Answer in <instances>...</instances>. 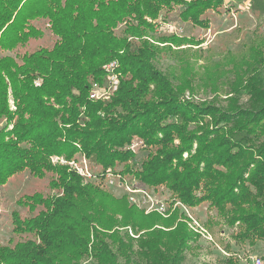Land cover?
I'll return each instance as SVG.
<instances>
[{
  "label": "trees",
  "instance_id": "1",
  "mask_svg": "<svg viewBox=\"0 0 264 264\" xmlns=\"http://www.w3.org/2000/svg\"><path fill=\"white\" fill-rule=\"evenodd\" d=\"M221 3L0 0V189L24 172L37 179L50 175V194L34 192L17 200L30 213L41 209L24 218L12 213L18 239L0 245V264H74L87 256L90 223L106 230L116 224L117 213L133 219V227L150 230L144 255L155 264L181 259L190 236L184 224H175V215L142 216L124 199L114 201L96 186L82 184L76 173L51 165L53 155L70 160L80 153L102 172L120 166L119 172L131 173L141 188L167 183L188 206L201 201L193 190L204 181V200L228 214L231 225H244L243 238L264 240V141L256 135L264 133V81L257 84L251 77L245 86L249 98L225 112L181 100L155 65L157 42H179L154 31L163 8L180 6L176 18L201 24L203 12ZM250 3L264 12L263 0ZM46 34L50 44L28 49ZM110 61L117 63V89L108 101L91 99V86L103 82V66ZM251 61L261 64V53L254 52ZM190 124L198 132L188 130ZM134 139L147 147L140 155L128 149ZM248 198H256L249 213L239 207ZM98 235L94 232L93 257L108 264L113 254Z\"/></svg>",
  "mask_w": 264,
  "mask_h": 264
},
{
  "label": "rangeland",
  "instance_id": "2",
  "mask_svg": "<svg viewBox=\"0 0 264 264\" xmlns=\"http://www.w3.org/2000/svg\"><path fill=\"white\" fill-rule=\"evenodd\" d=\"M180 9L176 5L163 8L157 20L154 29L157 35L173 36L179 41L177 44L170 41L155 44L159 47V57L155 61L157 69L169 78L173 91L181 100L203 107H217L225 112L237 110L250 96L245 89L246 82L251 77L256 78L257 84L259 79L264 81V12L253 8L250 0H222L217 7L203 12L201 24H195L176 18ZM51 41L46 34L40 40L31 41L28 49L48 45ZM256 51L261 53L263 60L259 65L251 61ZM251 66L255 69L249 68ZM118 80L119 74L115 70L106 73L102 83L91 86L89 96L95 94L94 100L108 101L117 89ZM10 109L14 110L12 101ZM199 126H202L200 122ZM194 128V124L187 127L191 132H198ZM259 131L256 135L263 142L264 133ZM176 143L178 139L174 140ZM145 148L142 141L134 139L128 149L140 155ZM195 148L194 143L191 153ZM183 157L186 158L187 154L184 153ZM49 162L76 173L82 178V184L96 186L112 196L114 201L124 199L128 208L142 216L156 215L166 219L175 215V224H184L190 236L176 264H251L253 258H260L264 264V240L254 236L243 238L244 225L239 222L231 225L228 214L222 215L209 200H204V181L193 190L194 197L201 201L188 206L177 198L167 183L141 188L131 173L122 175L119 172L120 166L116 172H102L100 165L80 153L70 160L53 155L49 157ZM47 175L37 179L24 172L12 177L0 189V245L18 239L13 232V212L24 218L41 209L36 208L30 213L26 207L18 205L17 200L34 192L50 194V175ZM249 191L254 194L252 186H249ZM254 201L256 198L245 199L239 207L247 213L252 212L249 204ZM126 218L129 221L115 214L112 219L116 224L106 230L101 229L96 221L91 222L86 235L87 256L73 263L97 264L91 251V246L96 243L94 232H97L100 239L107 241L113 254L108 264H155L149 255H144L149 254L144 242L150 241V230L141 229L138 225L133 227L131 223L134 220ZM157 228L160 227L154 226L152 230ZM110 235L116 237L110 239ZM122 244L125 248L118 251Z\"/></svg>",
  "mask_w": 264,
  "mask_h": 264
},
{
  "label": "built area",
  "instance_id": "3",
  "mask_svg": "<svg viewBox=\"0 0 264 264\" xmlns=\"http://www.w3.org/2000/svg\"><path fill=\"white\" fill-rule=\"evenodd\" d=\"M116 66H117L116 61H110L109 63H107L106 65L103 66V69L107 73H113V71L116 69ZM90 98L91 99H95L96 95L95 94H91ZM251 264H262V262H261L260 258H253L252 261H251Z\"/></svg>",
  "mask_w": 264,
  "mask_h": 264
}]
</instances>
